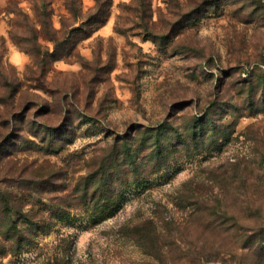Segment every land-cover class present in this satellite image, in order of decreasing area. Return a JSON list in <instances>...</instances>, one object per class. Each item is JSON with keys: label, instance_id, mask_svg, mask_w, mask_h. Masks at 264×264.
I'll return each mask as SVG.
<instances>
[{"label": "rangeland", "instance_id": "374dc122", "mask_svg": "<svg viewBox=\"0 0 264 264\" xmlns=\"http://www.w3.org/2000/svg\"><path fill=\"white\" fill-rule=\"evenodd\" d=\"M0 264H264V0H0Z\"/></svg>", "mask_w": 264, "mask_h": 264}]
</instances>
